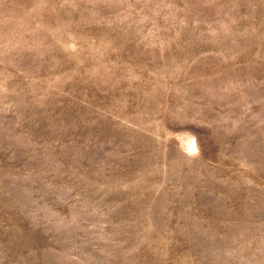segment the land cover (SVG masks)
Segmentation results:
<instances>
[{
    "label": "rangeland",
    "instance_id": "1",
    "mask_svg": "<svg viewBox=\"0 0 264 264\" xmlns=\"http://www.w3.org/2000/svg\"><path fill=\"white\" fill-rule=\"evenodd\" d=\"M0 264H264V0H0Z\"/></svg>",
    "mask_w": 264,
    "mask_h": 264
}]
</instances>
